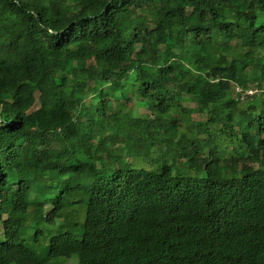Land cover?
<instances>
[{"label": "trees", "instance_id": "trees-1", "mask_svg": "<svg viewBox=\"0 0 264 264\" xmlns=\"http://www.w3.org/2000/svg\"><path fill=\"white\" fill-rule=\"evenodd\" d=\"M255 87L264 0H0V264H264Z\"/></svg>", "mask_w": 264, "mask_h": 264}, {"label": "built area", "instance_id": "built-area-1", "mask_svg": "<svg viewBox=\"0 0 264 264\" xmlns=\"http://www.w3.org/2000/svg\"><path fill=\"white\" fill-rule=\"evenodd\" d=\"M239 91H241L242 95L244 96L245 94H253V93H260L262 91H264V89H260V88H250V89H242L239 88Z\"/></svg>", "mask_w": 264, "mask_h": 264}, {"label": "rangeland", "instance_id": "rangeland-1", "mask_svg": "<svg viewBox=\"0 0 264 264\" xmlns=\"http://www.w3.org/2000/svg\"><path fill=\"white\" fill-rule=\"evenodd\" d=\"M189 66H190V65H189ZM189 66H188V67H189ZM71 264H72V263H71Z\"/></svg>", "mask_w": 264, "mask_h": 264}]
</instances>
